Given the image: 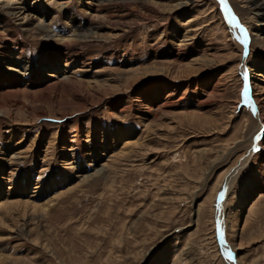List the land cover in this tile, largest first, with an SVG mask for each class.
<instances>
[{
    "label": "rangeland",
    "instance_id": "1",
    "mask_svg": "<svg viewBox=\"0 0 264 264\" xmlns=\"http://www.w3.org/2000/svg\"><path fill=\"white\" fill-rule=\"evenodd\" d=\"M248 1L0 0V264H264Z\"/></svg>",
    "mask_w": 264,
    "mask_h": 264
},
{
    "label": "bare ground",
    "instance_id": "2",
    "mask_svg": "<svg viewBox=\"0 0 264 264\" xmlns=\"http://www.w3.org/2000/svg\"><path fill=\"white\" fill-rule=\"evenodd\" d=\"M248 1V0H247ZM250 1V5L252 6L253 8V13H254V16H255V19L254 21L257 23V25H259V31L254 34L257 38L261 39V40H264V0H249ZM248 1V2H249ZM12 3H15V1H8L7 4H6V7H11ZM17 3V2H16ZM69 1H66L64 4H68ZM63 9H66V7L63 6ZM66 11H68V9H66ZM232 16V14H231ZM233 17V16H232ZM26 16H23V19H25ZM230 19V18H229ZM231 21V20H230ZM44 28V25L42 26ZM48 34L49 35V30L48 28H46ZM245 34V33H244ZM263 34V36L261 37V35ZM74 35V34H73ZM74 37H80L82 39H87V38H92L94 36L90 35V34H77V35H74ZM248 41V37L246 35H243V38L241 40V46L243 45H246ZM264 44V42H263ZM245 49V48H244ZM55 61H59L58 59H56ZM54 61V62H55ZM51 76V75H50ZM54 76V75H52ZM258 112V110H256ZM258 118L261 119V113L259 114L258 112ZM263 118V117H262ZM249 156H247L245 158V160L243 161V163H240V167L243 166L244 163H247L248 161V158ZM236 167V166H235ZM240 167L238 166L237 168L240 169ZM236 169V168H235ZM234 172V171H233ZM235 173V172H234ZM234 173L230 174L227 179H226V182H228L229 180H232V177H234ZM231 182V181H230ZM227 192V191H226Z\"/></svg>",
    "mask_w": 264,
    "mask_h": 264
},
{
    "label": "snow or ice",
    "instance_id": "3",
    "mask_svg": "<svg viewBox=\"0 0 264 264\" xmlns=\"http://www.w3.org/2000/svg\"><path fill=\"white\" fill-rule=\"evenodd\" d=\"M229 258H231V257H229Z\"/></svg>",
    "mask_w": 264,
    "mask_h": 264
}]
</instances>
